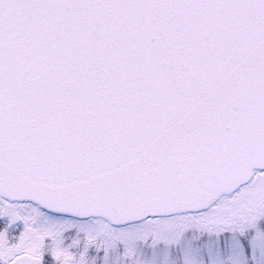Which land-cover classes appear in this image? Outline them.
<instances>
[{"label":"snow or ice","instance_id":"6c2138e0","mask_svg":"<svg viewBox=\"0 0 264 264\" xmlns=\"http://www.w3.org/2000/svg\"><path fill=\"white\" fill-rule=\"evenodd\" d=\"M0 264H264V0H0Z\"/></svg>","mask_w":264,"mask_h":264}]
</instances>
